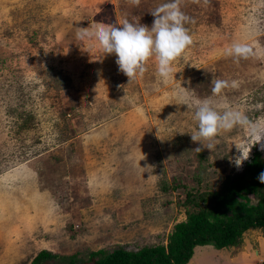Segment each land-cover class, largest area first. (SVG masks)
I'll list each match as a JSON object with an SVG mask.
<instances>
[{"label": "rangeland", "instance_id": "1", "mask_svg": "<svg viewBox=\"0 0 264 264\" xmlns=\"http://www.w3.org/2000/svg\"><path fill=\"white\" fill-rule=\"evenodd\" d=\"M167 2L0 0V264H31L43 250L86 257L166 244L186 218L185 187L217 190L264 153L253 146L235 166L237 147L253 143L244 125L221 131L212 151L194 152L202 146L190 136L196 101L207 98L264 122V0H181L193 43L167 83L154 60L129 83L114 54L76 37L94 22L150 29ZM234 43L251 49L247 58L227 54ZM214 78L228 83L218 95ZM243 237L236 248L197 247L190 264H262V232Z\"/></svg>", "mask_w": 264, "mask_h": 264}, {"label": "clouds", "instance_id": "2", "mask_svg": "<svg viewBox=\"0 0 264 264\" xmlns=\"http://www.w3.org/2000/svg\"><path fill=\"white\" fill-rule=\"evenodd\" d=\"M130 2L139 6L141 0H130ZM193 2L199 3L200 0H193ZM204 2L207 3L208 0H204ZM180 4L181 0H169V2L157 6L151 12L154 21L150 29L140 24L139 20L130 22L125 19L122 27L94 22L86 28L76 27V37L80 40L94 38L104 54H114L117 57L116 64L119 71L128 78L129 83L143 77L149 60L155 61L158 78L167 83L169 80L175 79L174 62L193 43L192 36L185 27L186 23L191 22V18L181 10ZM250 52L249 47L240 43H234L227 50L228 55H234L237 58H247ZM212 84L214 95L220 94L223 89L228 87L227 81L219 78H214ZM233 86H235L234 82ZM186 91L187 89L180 85L176 95L184 101L183 105H187L191 110L193 105L187 102ZM193 119L197 126L190 135L191 140L202 146L193 149L194 152L200 153L202 148L212 151L218 142L216 138L220 132L231 130L237 125L247 126L253 141L247 152L236 146L240 152V155L234 160L237 168H240L249 158L253 146L260 144L261 150L264 151V144H261L264 141V122H252L239 111L229 110L221 113L213 107L211 98L196 101ZM149 169H152L151 165H146L144 168V170ZM258 180L264 184V172L258 175Z\"/></svg>", "mask_w": 264, "mask_h": 264}, {"label": "trees", "instance_id": "3", "mask_svg": "<svg viewBox=\"0 0 264 264\" xmlns=\"http://www.w3.org/2000/svg\"><path fill=\"white\" fill-rule=\"evenodd\" d=\"M261 172L264 153L255 151L243 171L225 177L219 189L185 187V197L178 204L186 218L174 226L166 244L137 251L123 247L89 250L86 257L79 252L61 257L43 250L31 264H189L197 247H239L249 230H260L264 237V184L258 180Z\"/></svg>", "mask_w": 264, "mask_h": 264}, {"label": "crops", "instance_id": "4", "mask_svg": "<svg viewBox=\"0 0 264 264\" xmlns=\"http://www.w3.org/2000/svg\"><path fill=\"white\" fill-rule=\"evenodd\" d=\"M248 232H249V231H248ZM248 232H246V233H248ZM244 235H245V234H244ZM243 241H245V237H243ZM243 243H244V242H243ZM243 243H242V244H243ZM232 248H236V247H232ZM232 248H231V249H232ZM191 262H192V260L190 261V263H191ZM190 263H189V264H190Z\"/></svg>", "mask_w": 264, "mask_h": 264}, {"label": "built area", "instance_id": "5", "mask_svg": "<svg viewBox=\"0 0 264 264\" xmlns=\"http://www.w3.org/2000/svg\"><path fill=\"white\" fill-rule=\"evenodd\" d=\"M262 264H264V261L262 262Z\"/></svg>", "mask_w": 264, "mask_h": 264}]
</instances>
